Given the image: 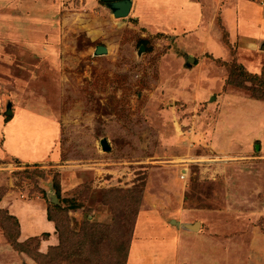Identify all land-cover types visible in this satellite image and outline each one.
Wrapping results in <instances>:
<instances>
[{
    "label": "rangeland",
    "instance_id": "1",
    "mask_svg": "<svg viewBox=\"0 0 264 264\" xmlns=\"http://www.w3.org/2000/svg\"><path fill=\"white\" fill-rule=\"evenodd\" d=\"M138 1L141 22L102 0H0V264L60 244L48 210L65 233L112 227L98 260L118 245L124 264H264V101L227 83L229 64L263 72L264 0L208 3L196 29ZM57 175L82 205L68 217Z\"/></svg>",
    "mask_w": 264,
    "mask_h": 264
},
{
    "label": "trees",
    "instance_id": "2",
    "mask_svg": "<svg viewBox=\"0 0 264 264\" xmlns=\"http://www.w3.org/2000/svg\"><path fill=\"white\" fill-rule=\"evenodd\" d=\"M143 44H146L145 40H142ZM227 68H229V76L227 79V83L230 85H236L237 87L243 88L248 92H251V95L254 97V99L261 101H264V69L261 74H254L248 72L242 65L233 63L227 65ZM237 78H239L241 81L239 83L237 82ZM255 83V87L253 88H248L244 83L250 81ZM260 87V88H259ZM8 121L11 120L8 116L6 118ZM54 188L57 191L58 198L60 200H63L64 203L68 204V208H61L60 206L53 205L52 208L56 212H60L61 214H66L68 217L69 211H78L80 208H82V205L79 204L78 202L72 200H67V199H62L61 196V184L59 181V175L55 176L54 178ZM48 220L50 222H53L55 224V227L60 233V244L58 246L51 247L49 251L46 254L38 253V260H41V264H94V263H102V264H124V259H119L115 260V248L119 247V250H122L125 254H127V247L126 246H118L114 245L113 249H109V253L104 258L105 260H98L96 259L97 256L100 253V249L97 250L96 244H97V233L99 230H105L107 231V234L105 232L101 233V235L106 236V238H109V234L112 233L110 232L112 227H107L108 225L103 226V224L99 223H93V222H88L87 226L85 227L84 230H81L80 233L72 232L66 229V233L62 230V227L59 225V221L55 219L51 213L50 210H48ZM15 218L16 217H12ZM17 224L19 225V222L17 220ZM109 228V229H107ZM81 233L83 235H81ZM67 235L66 239L65 237L63 238V235ZM49 234H44L43 237L44 239L49 238ZM82 236V237H81ZM105 238V240H107ZM37 241L39 242V239L37 237L30 239L29 241ZM115 240V239H112ZM100 241V237L99 240ZM102 241V239H101ZM111 238L108 239V242L110 243ZM110 245V244H109ZM108 245V246H109ZM120 245V244H119ZM100 247V245H99ZM112 247V245L110 246ZM96 254H92V253ZM103 256V255H102ZM126 257V256H125ZM84 258V259H82ZM121 262V263H120Z\"/></svg>",
    "mask_w": 264,
    "mask_h": 264
},
{
    "label": "crops",
    "instance_id": "3",
    "mask_svg": "<svg viewBox=\"0 0 264 264\" xmlns=\"http://www.w3.org/2000/svg\"><path fill=\"white\" fill-rule=\"evenodd\" d=\"M91 1H94V0H91ZM131 1H132L131 13H132L133 9L135 10V13L133 12V14H135L134 15L135 16L134 20L136 22H139V21L141 22L139 1L138 0H131ZM160 1L168 2L169 8L173 9L174 12H176L175 10H177V12L179 11L180 14H186L188 16V18H189V21L191 20V23L194 21V23H192V24L196 25V26H194L195 29L198 28V27H201V25L203 24V19H204L203 15L205 16L204 5H208V3L209 4H213V6H215V12H212L213 14L216 13V11L218 10L217 9V4H215V2L218 1V0H181V1H183V3H181V4L177 5V6L176 5L175 6L171 5L172 3L173 4L176 3L175 0H160ZM242 3L245 4V5L249 4V2L247 0H237V5L236 6L239 8V5H241ZM170 6H172V7H170ZM238 8H237V12H239L241 10V7H240L239 10H238ZM213 11H214V9H213ZM230 11H232V10H230ZM131 13H130V15H131ZM228 14H229V11L224 12L225 18H226V16L228 17ZM239 16H244V15H243V13L240 14V12H239L238 19H239ZM261 21H262V19H261ZM263 45H264V43H263ZM54 231H55V229H54ZM51 234H53V233H51ZM52 239H54L53 235H52ZM43 243H46V242L43 241ZM151 253L152 252L149 251L146 254V256H145L146 259L148 258V260H150V261H151V259H150ZM134 257L135 258L136 257H140L138 250L135 251Z\"/></svg>",
    "mask_w": 264,
    "mask_h": 264
},
{
    "label": "water",
    "instance_id": "4",
    "mask_svg": "<svg viewBox=\"0 0 264 264\" xmlns=\"http://www.w3.org/2000/svg\"><path fill=\"white\" fill-rule=\"evenodd\" d=\"M107 3L108 7L111 9L114 17L116 19H125L130 16L131 9H132V1L131 0H102ZM264 51V45L261 48ZM145 51L144 47H141L140 49V54ZM108 52L106 47L99 46L96 49V54L97 55H102L106 54ZM7 116H12L13 115V109H12V104L9 103L7 106V111H6ZM102 148L104 151H109L110 146L107 142V140H102L101 142ZM50 201L54 203L55 205L59 204L58 199L55 194H50ZM174 224H176L178 227L180 226L179 223H176L173 221ZM200 223H195L194 225H185V227L189 230L192 231H197L199 228Z\"/></svg>",
    "mask_w": 264,
    "mask_h": 264
}]
</instances>
